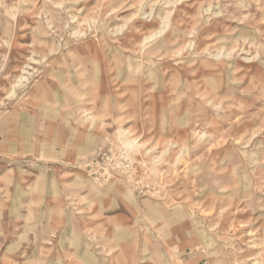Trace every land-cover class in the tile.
I'll return each instance as SVG.
<instances>
[{"label":"rangeland","instance_id":"1","mask_svg":"<svg viewBox=\"0 0 264 264\" xmlns=\"http://www.w3.org/2000/svg\"><path fill=\"white\" fill-rule=\"evenodd\" d=\"M0 264H264V0H0Z\"/></svg>","mask_w":264,"mask_h":264},{"label":"bare ground","instance_id":"2","mask_svg":"<svg viewBox=\"0 0 264 264\" xmlns=\"http://www.w3.org/2000/svg\"><path fill=\"white\" fill-rule=\"evenodd\" d=\"M31 59V58H30ZM124 133V132H123Z\"/></svg>","mask_w":264,"mask_h":264}]
</instances>
